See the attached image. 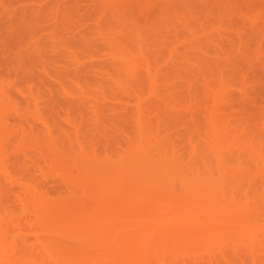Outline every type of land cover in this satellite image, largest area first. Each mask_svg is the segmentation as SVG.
<instances>
[{"label": "rangeland", "instance_id": "obj_1", "mask_svg": "<svg viewBox=\"0 0 264 264\" xmlns=\"http://www.w3.org/2000/svg\"><path fill=\"white\" fill-rule=\"evenodd\" d=\"M0 264H264V0H0Z\"/></svg>", "mask_w": 264, "mask_h": 264}]
</instances>
